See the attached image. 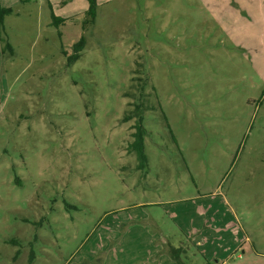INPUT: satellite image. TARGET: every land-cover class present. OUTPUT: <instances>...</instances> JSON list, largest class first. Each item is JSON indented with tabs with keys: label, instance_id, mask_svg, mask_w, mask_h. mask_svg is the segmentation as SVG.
<instances>
[{
	"label": "rangeland",
	"instance_id": "1",
	"mask_svg": "<svg viewBox=\"0 0 264 264\" xmlns=\"http://www.w3.org/2000/svg\"><path fill=\"white\" fill-rule=\"evenodd\" d=\"M0 4V264H264V0Z\"/></svg>",
	"mask_w": 264,
	"mask_h": 264
},
{
	"label": "trees",
	"instance_id": "2",
	"mask_svg": "<svg viewBox=\"0 0 264 264\" xmlns=\"http://www.w3.org/2000/svg\"><path fill=\"white\" fill-rule=\"evenodd\" d=\"M88 3V8L86 10V13L90 16V21H93L96 11V0H86ZM11 13L10 7H4L0 4V27L2 25L3 17L7 14ZM52 23L56 26H58L61 22L66 20L67 18L57 16L53 12L51 13ZM84 45V38L80 37L76 42L73 44V51L74 53L71 55V58L78 57L80 54V50L82 49ZM66 53V51H63ZM142 77L137 76L136 80L140 81L138 84V95H135V100L133 102V109L128 112L124 113L122 120L127 121L131 118L135 120L134 123V130L131 132V135L133 137L132 142L129 143L128 148L130 150H133L136 152L137 156L144 162L145 160V154L143 152V137L146 133L145 129L142 125V119L143 114L146 110H149L153 108V106L150 104L148 100V92H145V84L146 79L141 80ZM126 95H131L130 91L126 92ZM172 256L175 257L174 250H172Z\"/></svg>",
	"mask_w": 264,
	"mask_h": 264
},
{
	"label": "crops",
	"instance_id": "3",
	"mask_svg": "<svg viewBox=\"0 0 264 264\" xmlns=\"http://www.w3.org/2000/svg\"><path fill=\"white\" fill-rule=\"evenodd\" d=\"M241 8H243L244 10H246V7H245V6H243V5L241 6ZM241 8H240V10H241ZM64 18H65V17H64Z\"/></svg>",
	"mask_w": 264,
	"mask_h": 264
}]
</instances>
